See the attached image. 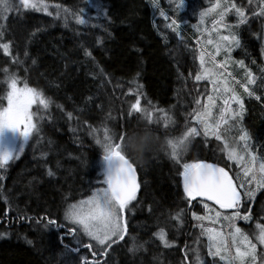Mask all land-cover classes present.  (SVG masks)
I'll return each instance as SVG.
<instances>
[{"label": "trees", "instance_id": "1", "mask_svg": "<svg viewBox=\"0 0 264 264\" xmlns=\"http://www.w3.org/2000/svg\"><path fill=\"white\" fill-rule=\"evenodd\" d=\"M211 1L184 0L179 13H174L169 0H157L158 8H165L163 15H157L154 9L158 8L151 0H46L52 15L28 9L8 16L0 39V43L9 44L7 54L0 48V108L7 104L6 80L12 74L17 77V86L27 84L39 91L48 107L38 102L31 106L36 113V129L23 151L0 167V264H81V257L96 259L100 264H192L195 253L191 249L196 248L211 261L206 235L196 239L195 231L187 229L183 234L186 229L182 226H206L207 219H196L193 213L216 220L215 211L223 216L233 210L220 209L205 199L189 201L179 176L181 165L197 160L212 162L227 171L242 193L253 188L242 174L243 166L227 156L236 136L228 143L224 137L237 125L264 158V16L259 15L260 0H228L242 8L247 17L244 23L239 22L236 35L240 46L234 47L236 58L230 63L232 68L239 67L232 73L240 81L234 76L232 80L238 89V83H243L254 94L244 92L239 118L219 125L217 131L223 139L205 137L203 125L192 119L203 111L212 95L207 79H194L201 71L198 57L206 36L195 28L201 10L210 7ZM93 2L104 6V14L97 17L96 10L89 6ZM64 8L72 13L84 8L87 23L77 24L74 16H65ZM58 10L60 16L56 15ZM173 19H177L176 25H172ZM185 20L189 24L180 25ZM240 61L243 66L237 63ZM248 73L255 78L252 82ZM137 95L141 96L140 107L152 111L154 105L164 112H153L149 122L142 113L131 110ZM197 99L199 104L195 103ZM216 122L208 117L209 124L215 126ZM144 123L156 133L159 145L142 161L130 160L139 178L137 198L124 213L123 239L112 243L101 256L107 245L97 246L78 226L65 220L64 214L69 205L91 196L94 188L106 186L101 174L106 161L101 145L96 143L103 140L105 127L118 140L122 131ZM190 127L197 134L190 135L177 163L171 159L170 149L166 151L167 140L179 139ZM193 149L203 156L192 155ZM49 171L54 175L49 176ZM263 199L264 189H259L255 197L242 202L241 212L252 215L256 202ZM139 204L143 205V216L136 221L134 213ZM205 204L214 211L205 209ZM177 213H181L179 220ZM44 217L56 219L64 227L45 228ZM218 220L213 223L217 229L229 225ZM68 228L76 233L79 245L67 234ZM160 229L169 247L154 235ZM86 244L92 246L91 250L84 247ZM64 245L79 251L69 252ZM185 248L189 249L187 261L182 251ZM93 252L97 253L95 257Z\"/></svg>", "mask_w": 264, "mask_h": 264}, {"label": "snow or ice", "instance_id": "2", "mask_svg": "<svg viewBox=\"0 0 264 264\" xmlns=\"http://www.w3.org/2000/svg\"><path fill=\"white\" fill-rule=\"evenodd\" d=\"M173 4V12L179 13L181 8L184 6V0H169ZM251 2V0H250ZM153 7H158L157 0H151ZM90 7L96 10L97 17L104 14V6L99 2H93L89 5ZM48 3L46 0H0V39L4 37V32L6 28V21L8 16L13 13L19 14L22 10L33 9L36 11L43 10L48 12ZM57 9H60V5H56ZM214 8L219 7V5H213ZM236 14L240 17V23H244L247 19L245 16L244 10L242 8L236 7ZM65 16L72 15L74 16L77 24H86L87 20L85 17V9L81 8L78 13H72L70 9H62ZM228 8H224L223 12L220 13L219 21H214V24L220 23L221 27L227 28L230 31L229 35H219L218 39L215 41V53L213 54L212 64L213 68L204 67V53H201L198 59L201 64V71L198 72L194 79L196 81H201L203 79H209L214 84H223V93H228L232 91V95L224 99V107L221 109L220 117L215 126L208 123V116L210 113V106L214 103V97L212 95L208 96V102L204 106L203 112H197L192 116L193 120H197L200 124L203 125L204 136L208 137L209 135H214L217 140L221 139L217 129L222 123H226L225 116L236 117L239 116L243 110V104L240 101L239 96H237L234 90L228 87L227 81L220 80V74L214 70V68H224L225 63L221 62L216 64L215 54L220 53L222 50L225 53H230L233 47L240 46V40L237 35L231 34V29L233 26L225 25L222 23L224 15L227 13ZM259 15L264 16V0H260L259 6ZM164 13L162 12L161 15ZM204 13H202L203 15ZM48 15H52L51 12H48ZM57 16L61 15V12L58 10L56 13ZM177 24V19L172 20V25ZM170 25V27L172 26ZM66 26V21H65ZM209 44H212L213 41L209 40ZM0 48L4 50L7 54L9 51L8 43H0ZM88 53H86L87 55ZM230 59L226 57V60ZM243 66V62H237ZM255 78L248 73V81L252 82ZM8 91L6 95L7 106L0 108V128H10L15 129L21 133L23 137L29 140L30 134L36 129V125L33 124V118L36 116V113L30 111L31 106L36 104L43 106L44 108L48 107V101L43 98L41 93L34 88L29 87L27 84H24L22 87L17 86V77L12 74L10 77H7ZM139 88V86H137ZM131 91V89H130ZM215 91L220 93V88H216ZM249 96H252L254 93L248 91ZM141 96L137 95L136 102L131 104V110L135 112L142 113L143 117L146 118L149 122L153 120V112L159 111L164 112V109H156L155 106L152 107V111H149L148 107H140ZM232 101H235L239 108L233 111L229 105ZM196 104H199L200 101L197 99ZM71 117V113H68ZM170 117H166V120ZM125 131H122L119 135L118 140L113 139V133L105 127L103 140L97 139L96 143L100 144L102 147L103 155L102 158L104 161H117L115 167L109 165L105 169L101 170L103 176L102 183L106 187L94 188L92 195L87 197L84 200H80L75 204L69 205L68 209L65 211L64 219L70 221L73 225L79 227V230L83 232L86 237H89L92 241H95L97 246H105L103 252L100 253L102 256L103 253L108 251V247L112 243H116L118 239H123L125 235L126 228L124 226L125 216L124 213L128 208V205L131 201H134L137 198V189L138 184L136 181V170L130 160L122 154L120 151V141L123 137ZM197 130L195 128H188L186 132L179 139H168L167 146L170 149L171 159L180 162L183 152L189 142L190 135H196ZM240 139L246 140L247 134L242 133ZM24 146L21 145L20 149L14 154L7 151L0 152V167H3L5 163L11 160L14 156L19 155V151L23 150ZM247 148V145H245ZM251 155V154H249ZM229 159H234L237 163H240L242 157H240L235 149H232L229 153ZM256 157L252 156V160L255 161ZM182 170L179 172L181 177V182L183 185V191L185 197L192 201L195 198H206L207 201L214 202L218 205L220 209L233 210L230 215H223L219 211H215V217L217 219H222L223 221L229 224L231 231L228 235L231 237V248L235 249V255L232 254L229 245L226 242L225 233L223 231L217 230L213 227H203L201 235H206L208 239L207 245V256L211 258V261H206L200 253L199 248L191 249L195 253L192 264H219V261H223L224 264H257V253H256V244L252 243L248 236L245 235L240 227L236 226L235 221L237 218L243 219L245 221L250 219V215L245 212L243 216L240 215L241 204L243 201H246L252 197H255L256 192L259 189H264V163L259 164V173L257 176L255 167L245 165L243 175L245 177L251 176V180L248 181V184L251 185L255 183L256 187L251 188L250 190H244L243 193L238 190V187L234 185L233 180L229 177L228 173L224 168L218 167L214 164L205 163L202 160H197L195 162H185L181 165ZM49 176L54 175L53 172H48ZM3 179V176H0V180ZM244 181H241L240 188H243ZM2 187V186H0ZM250 207V205H245ZM205 209L209 212L214 211L208 204L204 205ZM194 218L201 221L205 219L212 220L213 223L216 220H213L211 216L197 217L196 213L192 214ZM181 217V213L176 214L177 220ZM22 219L24 217H21ZM31 219V217H29ZM43 221L44 227H52L57 230L64 227L63 223L58 222L56 219H51L44 217ZM38 223L42 221H37ZM259 234L256 239L260 244L264 245V225H258ZM68 235L73 236L76 244L79 245L80 241L76 238V233L72 228H68ZM3 235V233H0ZM154 235L158 236L160 241L165 244L166 247L170 246V242L165 239V232L163 229H160ZM62 241V237H59ZM27 243L31 244L32 241L28 240ZM64 247L72 253L79 251L78 248H69L68 245ZM84 247L91 250V245H84ZM243 248V250H242ZM130 251L133 249L130 248ZM188 248L182 249L186 253L184 260H188L187 252ZM97 255L96 252H93V256ZM219 258V261L217 260ZM248 257L250 260H246ZM81 264H100L96 259L88 261L87 259L81 257ZM259 264H264V254H260Z\"/></svg>", "mask_w": 264, "mask_h": 264}, {"label": "rangeland", "instance_id": "3", "mask_svg": "<svg viewBox=\"0 0 264 264\" xmlns=\"http://www.w3.org/2000/svg\"><path fill=\"white\" fill-rule=\"evenodd\" d=\"M211 2H212V4L210 7L201 10V12L198 16V25H196V28H195L196 31H198V32L202 30L201 32H204V34L206 35L205 39H204L205 41L201 44L202 53H204V60H205L204 67H206V68H213L214 67L212 64V59H213V54L215 53V41L218 39V36L230 34L229 29L221 27L220 23L214 24V21H219L220 13L223 12L224 8H228L227 13L223 17L222 23L225 25L233 26L231 29V34L236 35L237 24H236L234 19H229V18L231 16H234L235 18H239L236 14L235 8H232V5L229 4L228 0H212ZM213 5H219V7L214 8ZM202 13H204V14L202 15ZM206 20H209V25H207V26L205 25ZM209 40L213 41V43L209 44L208 43ZM233 51H234V47L232 48V51L230 53H225L222 50L220 53L215 54L216 64L224 62L225 67L224 68H214V70L220 74V80L221 81H227L228 87L230 89L234 90L235 94L237 96H239L240 101L243 104V99H244L243 97L244 96L241 94L240 90L234 85L233 80H232L233 76H234L238 81H240L239 78L236 77L235 75H233V73H232L233 70L236 71L239 67L232 68L230 65L233 58H236V56L233 55ZM261 55H262V58L264 60V35L262 38V54ZM229 56H230V59L226 60V57H229ZM200 68H201V64H200ZM207 80L209 81V84L212 87V96L214 97V103H212L210 106V113H209L208 117H214L216 119V121H218V119L220 117L221 109L224 107V104H223L224 99L227 97H230L233 93H232V91H229L228 93L225 94V93H223V84L222 83L214 84L209 79H207ZM237 80H236V82H238ZM18 87H22V86H18ZM216 88H220V90H221L220 93H217L215 91ZM6 106H7V104H6ZM229 107L233 111H235L239 108V105H237L235 103V101H232L231 104L229 105ZM30 111H31V109H30ZM203 111H204V108H203ZM242 112H243V110H242ZM239 116L229 117L226 115L225 116L226 123H229L232 120H235V118L238 119ZM33 124H34V121H33ZM216 124H217V122H216ZM243 133H245V132H243ZM241 135H242V133H240L238 136H236L235 144L232 147H229L227 149V156L229 158V153L231 152L232 149H235L237 154L240 157H242L240 163H237V161L234 159H229V160L232 162H235L237 165L243 166L242 174H243L245 165H248L251 167H255L256 174H257V176H259L260 175L259 164L264 163V158H262L261 156L258 155V153L255 151V149L252 148L251 143L249 144L250 139H249L248 135H247L246 140L240 139ZM221 139H223V138L221 137ZM27 141H28V139L23 137L21 135V133L15 129H10L7 127L0 128V152L7 151L9 153L14 154L16 151H18L20 149L22 144L25 148ZM245 145H247V148H245ZM22 151L23 150H20L19 154ZM249 154H251V155H249ZM252 156L256 157L255 161L252 160ZM14 157H17V156H14ZM105 166H106V164H105ZM249 180H251V176L247 177V183ZM251 185L253 186V188L256 187L255 183H253ZM103 187H106V186H103ZM240 213H241L240 214L241 216L244 215V213H242V212H240ZM237 220L245 223V226L238 225L237 221L235 222L236 226L240 227L242 232L248 236L249 240L252 243L256 244V246H257L256 247L257 264H259L260 254H264V245L260 244L259 241L256 239L257 235L259 234V229L257 226L263 225V224H260L257 221L255 223H252L251 215H250V219L247 221L240 219V218H237ZM216 222H219V220L217 218H216ZM218 230L223 231L225 233L226 242L229 245L232 254L235 255V249L231 248V237L228 235V233L231 231V229L229 228V225L228 226L221 225V228H219ZM242 250H243V248H242ZM245 259L250 260V258H248V257H246ZM217 260L219 261L218 257H217ZM219 264H224V262L219 261Z\"/></svg>", "mask_w": 264, "mask_h": 264}, {"label": "clouds", "instance_id": "4", "mask_svg": "<svg viewBox=\"0 0 264 264\" xmlns=\"http://www.w3.org/2000/svg\"><path fill=\"white\" fill-rule=\"evenodd\" d=\"M158 145L159 138L148 124H134L124 132L120 151L129 160L140 162L147 154L155 151Z\"/></svg>", "mask_w": 264, "mask_h": 264}, {"label": "bare ground", "instance_id": "5", "mask_svg": "<svg viewBox=\"0 0 264 264\" xmlns=\"http://www.w3.org/2000/svg\"><path fill=\"white\" fill-rule=\"evenodd\" d=\"M155 8H158V7H155ZM154 10H155V14H157V15L161 14L162 12L163 13L165 12V8H163V7L162 8H158V9H154ZM229 19H234L235 20V22L237 24L236 29H238L240 19L235 18L234 16H231ZM183 24H189V22L187 20H185L180 25H183ZM158 28L165 29L163 27H158ZM183 30L185 31V29H183ZM180 49H182V48H180ZM238 85L240 86L239 90H240V92H241L242 95L248 94V92L245 91V89L248 90V87H247L246 84L240 83ZM240 131H241V126L240 125L234 126L233 128H231L227 132L226 136L224 137L225 141L228 143L231 138H233L235 136H238L240 134ZM196 149L195 150L193 149L192 155L202 157L203 154L201 152H199L198 150H196ZM166 151H168V147L166 148ZM142 207H143V205H141V204L137 205V207L135 209V213H134V220L138 221L143 216L142 215L143 214ZM147 211L148 210H146V212ZM253 211H255V212L251 215V221H252V223H255L257 221L258 223L264 225V199L261 200L260 202H256V204H255V206L253 208ZM200 225H203V223H198V224H195V225L192 224V223H190L189 225H187V228H186L185 225H183L182 226V229L183 230L186 229L183 234L186 233L187 229H188L189 232L193 230L196 233L195 234L196 235V239H198L201 236V231L200 230H202V228L200 227ZM205 227H213L214 228L215 226L213 225L212 220L207 219L206 226ZM206 238H207V236H206Z\"/></svg>", "mask_w": 264, "mask_h": 264}, {"label": "water", "instance_id": "6", "mask_svg": "<svg viewBox=\"0 0 264 264\" xmlns=\"http://www.w3.org/2000/svg\"><path fill=\"white\" fill-rule=\"evenodd\" d=\"M205 163H209V164H214V165H217V164H215V163H212V162H207V161H204ZM116 163H117V161H115V160H112V161H106V166H105V168L106 167H108L109 165H111L112 167H115V165H116ZM218 167H221V166H219V165H217ZM222 168V167H221ZM226 171V170H225ZM227 172V171H226ZM229 175V174H228ZM230 177V176H229ZM136 181H137V184H138V186H139V178H138V174H137V172H136ZM138 191H139V187H138V189H137V193H138ZM200 199H205L206 200V198H200ZM211 202V201H210ZM213 204H214V202H212ZM216 205V204H215ZM218 206V205H217ZM219 207V206H218Z\"/></svg>", "mask_w": 264, "mask_h": 264}]
</instances>
